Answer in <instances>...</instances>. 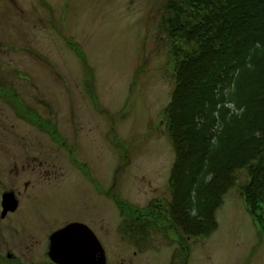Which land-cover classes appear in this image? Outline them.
Returning a JSON list of instances; mask_svg holds the SVG:
<instances>
[{
  "label": "rangeland",
  "instance_id": "374dc122",
  "mask_svg": "<svg viewBox=\"0 0 264 264\" xmlns=\"http://www.w3.org/2000/svg\"><path fill=\"white\" fill-rule=\"evenodd\" d=\"M164 2L0 0V78L52 130L19 115L5 96L0 159L35 156L36 167L57 159L66 184L50 205L45 201L47 213L38 214L89 225L107 264H169L179 246L163 224L128 222L106 194L113 188L134 206H159L177 216L169 205L177 146L185 160L192 154L178 132L167 131L164 113L175 89L195 78L196 65L176 72L171 39L160 29ZM238 174L246 180L245 172ZM35 179L44 188L54 185ZM216 219L209 237L192 235L187 264H264V229L237 185L223 197Z\"/></svg>",
  "mask_w": 264,
  "mask_h": 264
},
{
  "label": "trees",
  "instance_id": "16d2710c",
  "mask_svg": "<svg viewBox=\"0 0 264 264\" xmlns=\"http://www.w3.org/2000/svg\"><path fill=\"white\" fill-rule=\"evenodd\" d=\"M162 18L176 72L196 65L195 78L175 89L164 113L167 131L178 132L192 154L185 160L177 146L169 202L177 216L159 206H134L113 188L106 194L130 216L128 222L172 229L179 246L169 264H187L192 235L207 238L214 232L216 210L232 186L264 229V0H165ZM11 105L52 132L19 97Z\"/></svg>",
  "mask_w": 264,
  "mask_h": 264
},
{
  "label": "flooded vegetation",
  "instance_id": "af4514ba",
  "mask_svg": "<svg viewBox=\"0 0 264 264\" xmlns=\"http://www.w3.org/2000/svg\"><path fill=\"white\" fill-rule=\"evenodd\" d=\"M5 88L8 93H4ZM17 93L15 86L0 78V99L4 101L8 96L13 101L14 96L18 97ZM23 102L31 112L32 108ZM56 160L45 159L36 167L35 156L0 159V264H58L49 255L52 234L81 220L59 216H50L48 220L45 215L40 217L38 214L40 211L47 213L45 201L50 198V205L53 196L66 184L62 183L65 175ZM35 177L54 185L51 188L38 186ZM58 217L60 219H56Z\"/></svg>",
  "mask_w": 264,
  "mask_h": 264
},
{
  "label": "water",
  "instance_id": "95a60500",
  "mask_svg": "<svg viewBox=\"0 0 264 264\" xmlns=\"http://www.w3.org/2000/svg\"><path fill=\"white\" fill-rule=\"evenodd\" d=\"M49 255L59 264H107L101 241L81 222L70 223L51 236Z\"/></svg>",
  "mask_w": 264,
  "mask_h": 264
}]
</instances>
